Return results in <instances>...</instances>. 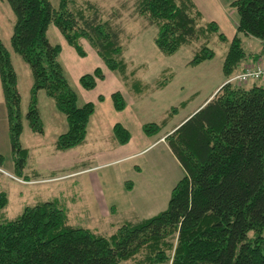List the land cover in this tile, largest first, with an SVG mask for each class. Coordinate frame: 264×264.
<instances>
[{"label": "trees", "instance_id": "trees-1", "mask_svg": "<svg viewBox=\"0 0 264 264\" xmlns=\"http://www.w3.org/2000/svg\"><path fill=\"white\" fill-rule=\"evenodd\" d=\"M5 1L16 17L12 47L33 74L26 116L32 131L44 134L37 96L45 91L68 123L67 132L57 138L56 149L64 152L83 145L96 107L93 103L79 105V96L60 62L62 47L50 41L48 30L54 25L82 58L86 53L80 40H88L107 68L126 80L122 30L103 21L92 4L88 5L95 11L88 17L83 10L68 9L72 0H59L58 7L50 0ZM138 7L157 27L155 44L164 55L173 56L198 40L204 42L191 66L215 58L210 35L227 41L217 23H204L193 0H138ZM231 7L238 25L223 64L227 78L252 58H248L242 37L264 44V0H235ZM260 54L252 53L254 64ZM252 66L244 63L238 72ZM0 78L16 172L21 176L28 158L21 141L22 96L11 54L1 38ZM104 79L98 68L83 75L80 84L91 90ZM166 85L164 80L158 88ZM111 98L117 111L126 109L121 92ZM176 110L171 109V117L161 123L145 124V135L154 137L164 131ZM113 132L120 145L132 138L122 124H116ZM165 143L184 172L167 209L152 218L122 224L110 236L72 225L56 201L27 207L19 217L8 220L4 210L9 198L0 192V264H121L135 258L140 264H264V86L225 84L169 133ZM3 162L0 155V166Z\"/></svg>", "mask_w": 264, "mask_h": 264}, {"label": "rangeland", "instance_id": "rangeland-1", "mask_svg": "<svg viewBox=\"0 0 264 264\" xmlns=\"http://www.w3.org/2000/svg\"><path fill=\"white\" fill-rule=\"evenodd\" d=\"M50 1L55 7L59 6V0ZM193 1L207 12L215 13L212 17L220 19L221 22L208 21L203 17L204 23H217L220 31L227 38V41H222L218 34L210 35L209 47L215 51V58L197 66H191L189 63L195 52L205 45L204 42H198V40L184 46L173 56L164 55L155 44L158 29L150 24L146 15L139 12L138 0L70 1L68 9L72 12L83 10L89 17L95 11L88 5L92 4L103 21H111L122 30L123 57L128 68V79L125 80L120 72L110 71L89 41L82 38L80 41L86 57H80L71 47L68 49L73 53L72 57L65 59V54L62 55L60 62L63 64L70 85L79 96V105L83 106L93 101L96 107L86 142L70 152H59L62 160H67L68 157L71 161L75 160L73 170L81 171L89 166H95L98 164L97 157L105 151L110 150L114 153L116 147L117 152L123 151V146L114 141L113 133L105 129L106 120L103 115H106L104 109L108 102L98 101L99 97L107 96L111 90L124 95L127 108L123 113L119 112L118 116L120 122L130 128L135 143L141 147L159 139L167 132L171 133L185 118L193 114L220 85L222 87L232 83L243 87L249 86H247L248 83L232 81L240 74L238 70L242 69L245 61L239 65L237 73L234 71L229 76L231 78H227L223 71L225 57L237 35L234 36L231 29L235 22L236 29L238 25V16L231 7L234 0ZM15 22V14L10 4L4 0L0 3V38L11 54L19 77L24 127L21 141L25 148L30 149L31 156L34 147L39 146L41 141L45 144H53L52 142L59 134L67 132L68 124L66 117L56 107L54 99L47 96L45 91H40L37 96V105L44 116L45 136L32 131L26 116L31 104V85L34 79L31 68L14 51L11 44ZM222 27L227 33L222 31ZM48 37L53 44L60 45L64 51L68 50L62 34L54 25L50 26ZM242 40L245 43L248 58L253 59L252 53L255 52L261 53L260 55L264 54L260 43L256 42L254 45L253 41L256 40L246 37H242ZM246 64L254 63L251 61ZM98 68L102 69L106 78L94 89L85 90L86 93H84L77 76L81 78ZM164 80L169 87L159 89L158 84ZM136 81L141 86L143 85L145 91V95L141 98L132 88L137 83ZM139 84L136 90H139ZM146 86L148 88H145ZM146 98L150 100L146 101ZM174 108L177 110L173 113L170 124L160 135L150 138L141 132L143 124L161 123L165 118L171 117V109ZM98 127L102 129V132L98 133ZM0 154L4 157L1 165V168L3 166L2 172H0V192H6L9 198V204L4 210L6 219H16L27 207L56 201L67 212L72 225L89 229L103 236H110L116 231L107 225L109 220L114 219L124 224L133 221L135 217L139 221L152 218L165 211L173 188L184 175L180 164L171 157L163 144L154 146L132 161L102 167L101 170L92 174L70 175L72 170L56 172L54 175L42 172L40 177L29 176L30 180H37L29 183L17 175L11 144L6 138L4 139L1 133ZM43 157L47 156L44 154ZM118 171H121V175H118ZM133 185H136V189L130 193L132 188L129 187ZM115 206L117 212L114 210L111 213ZM106 210L109 211V217L104 214ZM139 262L140 260L135 258L121 264H140Z\"/></svg>", "mask_w": 264, "mask_h": 264}, {"label": "crops", "instance_id": "crops-1", "mask_svg": "<svg viewBox=\"0 0 264 264\" xmlns=\"http://www.w3.org/2000/svg\"><path fill=\"white\" fill-rule=\"evenodd\" d=\"M235 1V0H234ZM196 6L200 9L201 13L203 14V17L206 18L208 21H216V22H221L220 19H215L213 18L212 16L215 15L214 12L212 13H209L207 12L206 10H204L203 8H200L199 5L196 4ZM206 15H208V17H206ZM226 22V21H225ZM229 23V22H227ZM222 31H224L225 33H227V31L225 30V28L222 27ZM231 29L233 30L232 33L233 35L235 36L236 34V22L234 23V26L231 27ZM63 37V36H62ZM64 39V42H65V47L68 49L69 47H71L75 52L76 50L70 46L68 44V42L66 41V39L63 37ZM254 42V45L256 44V42L258 41H253ZM260 43V42H258ZM260 46H262V48L264 49V44L260 43ZM95 51V50H94ZM260 51V50H259ZM258 51V52H259ZM67 52V53H65ZM96 52V51H95ZM77 53V52H76ZM64 58L67 59L69 57H72L73 53L70 51V49H68L67 51L63 50L62 49V53H61V56H60V59L62 57V55H64ZM97 54V53H96ZM78 55V53H77ZM98 55V54H97ZM74 58V57H73ZM251 59H248L246 60V63L247 62H251ZM259 62H264V54L261 55V60L258 59L257 62H255V65H257ZM63 65V64H62ZM73 68V67H72ZM73 70V69H72ZM95 71V70H94ZM131 73V71H130ZM18 76V75H17ZM106 78V76H105ZM77 79H78V82H80V77L77 76ZM101 82V81H99ZM98 82V83H99ZM137 82V81H136ZM138 83V82H137ZM258 84V85H261V86H264V81H259V82H251L249 84H247V86H252L254 84ZM33 81H32V85H33ZM31 85V91H32V86ZM98 85V84H97ZM136 86L137 84H135L132 88L133 90L138 93L139 98H141L143 95H145V91L143 90V85L141 86L140 85V90H136ZM18 87L20 89V81H19V77H18ZM169 87V84L164 87L163 89ZM221 87V85L218 87V89ZM145 88H148V86H146ZM218 89H216V91L211 94L210 96H208V98L204 101V103L199 106V108H197L195 110L198 111L201 107H203L212 97H214V95L217 93ZM0 133L3 135L4 139L6 138V140H8L10 142V132H9V121H8V111H7V106H6V102H5V97H4V92H3V86H2V82H1V78H0ZM83 91L84 93H86L85 89L83 88ZM119 91V90H118ZM116 92V90H111L109 94H107V96H103V100H101V97L98 98V101H103V102H108L104 109V113L106 115H103L104 119L106 120V123H105V129L107 130H110L112 133H113V136H114V132H113V128L116 124H122V122H120V119H119V111H117L115 108H114V104H113V101H112V94H114ZM39 95V93H38ZM150 99L146 98V101H149ZM87 103H93V101H89ZM86 103V104H87ZM127 108V107H126ZM39 111H40V114H41V118H42V121L44 123V116L42 114V110L39 108ZM96 111V110H95ZM125 111V110H124ZM124 111H121L122 113ZM193 112V114L195 113ZM191 114V115H193ZM95 115V113H94ZM93 115V116H94ZM190 115V116H191ZM92 116V117H93ZM189 116V117H190ZM91 117V118H92ZM188 118V117H187ZM185 118L183 120V122L187 119ZM181 122L179 124V126L183 123ZM68 124V123H67ZM91 125V120H90V123H89V126H88V134H87V137L89 136V127ZM123 125V124H122ZM145 124H143L141 126V129H142V133L145 135L144 131H143V126ZM130 133H131V140L129 143H127L126 145H122V149L123 151H118L117 152V147L115 148V151L114 153L111 152L110 150L105 151L104 153H101L99 157H97L98 159V164H96L95 166H89L87 168H84V170H81V171H77V170H73L75 168V166L73 165V161L75 162V160L71 161L70 157H68L67 160H62L61 158V155L59 154V152L61 151H58L56 149V141H57V138L61 135L59 134V136L56 138V140L54 142H52L53 144H45L43 143L42 141L40 142L39 146H36L34 147V150H33V154H31L30 156V149L29 148H25L23 146V142H22V146L28 151V158H27V163H26V166H25V169L24 171L22 172V175L20 176L22 179H25V180H29L27 181L28 183L30 181H34V180H30L29 179V176H32V177H40L42 172H48L50 173V175H54L56 172H60V171H66V170H72V174L70 175H86V174H92V173H95L97 172L98 170H101L102 167H107L109 165H120L122 163H125V162H128V161H132L134 159H136L138 156L142 155L143 153L147 152L148 150H150L151 148H153L154 146L156 145H164L165 148L167 149L168 153L171 155V157L177 161V159L174 157V155L172 154V152L170 151V149L168 148L167 144L165 143V137L168 135V132L167 134H164L162 137H160L159 139L155 140V141H151L150 143H148L147 145H144V146H139L137 143H135V140H134V135L132 133V131L130 130V128L126 125H123ZM45 130V129H44ZM98 133H100V131L102 132V129L100 127H98L97 129ZM163 132V131H162ZM161 132V133H162ZM44 134H45V131H44ZM43 134V135H44ZM160 135V134H158ZM157 135V136H158ZM45 136V135H44ZM148 137V136H147ZM155 137V136H154ZM154 137H150V138H154ZM5 141V140H4ZM102 139H101V143H102ZM114 141L117 142L115 136H114ZM113 142V143H115ZM118 143V142H117ZM11 144V142H10ZM48 150V151H47ZM72 150H69V151H66V152H70ZM46 155L47 157H43V155ZM1 155V154H0ZM32 162L31 164L29 162ZM178 162V161H177ZM179 163V162H178ZM3 168V166H2ZM1 166H0V169H2ZM118 175H121V171H118ZM39 179V178H38ZM37 181V180H35ZM124 181V180H122ZM98 183H100V179H98ZM132 189L130 190V193L134 192L135 189H136V185H133L131 187ZM99 189L101 190V187L99 186ZM102 200V198H101ZM115 210V212H117V208L116 206L112 209L111 213ZM104 214L107 215V217H109V211L106 210L104 212ZM138 220V218L135 217V219L133 221H130L131 223H136V221ZM144 220V219H143ZM139 221H142V220H139ZM137 221V222H139ZM125 224V223H124ZM108 226H111L112 229H118L119 226L122 225V222H119L117 220H109L108 223H107Z\"/></svg>", "mask_w": 264, "mask_h": 264}, {"label": "built area", "instance_id": "built-area-1", "mask_svg": "<svg viewBox=\"0 0 264 264\" xmlns=\"http://www.w3.org/2000/svg\"><path fill=\"white\" fill-rule=\"evenodd\" d=\"M234 82L248 83L250 81H264V62L247 68L232 79Z\"/></svg>", "mask_w": 264, "mask_h": 264}]
</instances>
